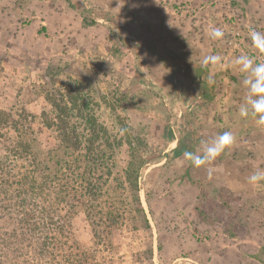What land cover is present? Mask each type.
<instances>
[{
	"label": "rangeland",
	"instance_id": "1",
	"mask_svg": "<svg viewBox=\"0 0 264 264\" xmlns=\"http://www.w3.org/2000/svg\"><path fill=\"white\" fill-rule=\"evenodd\" d=\"M86 8L133 11L172 52L198 61L220 55L224 66L209 64L199 79L195 68L153 57L135 31L112 19L93 20ZM212 27L222 28L224 37L211 39ZM252 29L264 33V0H0L2 122L7 116L17 126L27 124L46 149L62 144L61 119L69 115L77 145L85 128L92 150L114 148L108 158L103 153L106 167L91 172L97 177L101 171L100 188H91L86 207H75L68 222L67 236L96 259L264 264V182L248 183L257 167L264 168V127L239 115L246 89L234 65L241 54L264 62L252 45ZM123 37L138 44L135 52ZM209 75L212 97L203 82ZM52 114L60 117L57 131L49 123ZM226 131L236 142L211 165L195 168L174 152L182 141L199 154L201 141ZM141 197L156 231L155 260ZM99 234L107 236L103 245Z\"/></svg>",
	"mask_w": 264,
	"mask_h": 264
},
{
	"label": "trees",
	"instance_id": "2",
	"mask_svg": "<svg viewBox=\"0 0 264 264\" xmlns=\"http://www.w3.org/2000/svg\"><path fill=\"white\" fill-rule=\"evenodd\" d=\"M85 11L93 20L112 19L129 32L135 31L140 46L157 59L184 65L187 71L196 66L186 58L169 53L163 37L146 31L130 11L123 15L91 8ZM121 40L134 52L137 50L138 44L125 37ZM207 93L213 96V85L207 86ZM52 115L49 123L57 131L55 124L60 117ZM68 116L61 119L64 125L59 140L62 144L46 149L27 124L17 126V121L8 120L7 116H2L3 122L0 119V264H108L105 257L96 259L90 250L67 236V229L75 207L85 208L91 188H100L101 171H96L97 177L91 172L106 167L101 163L103 153H108V158L114 154V148L104 149L101 154L92 150L87 146L89 130L87 133L85 128L81 129V144L77 145L73 141V129L67 125ZM14 127L16 131L12 132ZM6 141L9 145L4 144ZM186 151L191 152L190 145L178 141L174 152ZM71 195L83 201L76 205ZM137 210L148 225L140 205ZM106 229L100 230V234ZM100 234L103 245L107 236Z\"/></svg>",
	"mask_w": 264,
	"mask_h": 264
},
{
	"label": "clouds",
	"instance_id": "3",
	"mask_svg": "<svg viewBox=\"0 0 264 264\" xmlns=\"http://www.w3.org/2000/svg\"><path fill=\"white\" fill-rule=\"evenodd\" d=\"M209 35L211 39L219 40L224 37V31L220 27H212ZM250 39L253 47L259 53L264 54V33L252 29ZM222 61L223 58L220 55L213 54L205 56L202 63L205 66L211 64L223 67ZM234 65L238 66L239 71L243 74L242 84L246 89V94L239 107V115L242 118L254 117L257 126L264 127V62H257L251 56L241 54L235 58ZM206 83L209 86L214 85V75H209ZM235 142L236 137L231 132L226 131L218 134L210 141H201L199 154L186 151L184 157L195 168L211 165L217 157L234 145ZM213 171V168H208L209 175ZM262 182H264V168L257 167L248 177V183L255 186Z\"/></svg>",
	"mask_w": 264,
	"mask_h": 264
},
{
	"label": "crops",
	"instance_id": "4",
	"mask_svg": "<svg viewBox=\"0 0 264 264\" xmlns=\"http://www.w3.org/2000/svg\"><path fill=\"white\" fill-rule=\"evenodd\" d=\"M131 14H132V17L134 16H136L134 13H133V11L131 12ZM154 33H156V32H154ZM159 34V33H158ZM165 45H166V43H165ZM167 46V45H166ZM168 48V47H167ZM168 50H169V53H171V54H173V55H178V54H176V53H174V52H172L169 48H168ZM162 51V50H161ZM178 56H180V55H178ZM181 57H183V56H181ZM183 58H186L187 60H189L192 64H194V65H196V66H194L193 68H195L196 70H197V72L199 73V75H198V78L199 79H201V75L205 72V71H207L209 68H210V66L209 65H207V66H205V65H203V63H202V61L203 60H201V61H198V60H193V59H191V58H188V57H183ZM163 61H165V60H163ZM165 62H167V63H170V62H168V61H165ZM172 64V63H171ZM174 65H176V64H174ZM178 66H184V65H178ZM203 81V80H202ZM204 83H206V80H204L203 81ZM207 86H209L208 84H207ZM262 186V185H261ZM263 192H264V189H263Z\"/></svg>",
	"mask_w": 264,
	"mask_h": 264
},
{
	"label": "water",
	"instance_id": "5",
	"mask_svg": "<svg viewBox=\"0 0 264 264\" xmlns=\"http://www.w3.org/2000/svg\"><path fill=\"white\" fill-rule=\"evenodd\" d=\"M141 199V202H142V207L145 211V214H146V217L149 221V224L151 225V228H152V233H153V255H154V260H155V256H156V242H157V237H156V231H155V227L153 225V222L151 220V216H150V213L148 211V207L145 203V200L143 197L140 198Z\"/></svg>",
	"mask_w": 264,
	"mask_h": 264
}]
</instances>
